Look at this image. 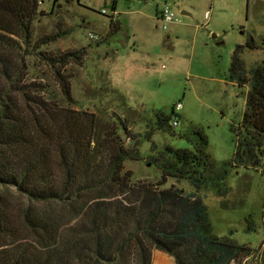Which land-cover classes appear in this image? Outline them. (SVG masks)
I'll use <instances>...</instances> for the list:
<instances>
[{"label": "rangeland", "instance_id": "rangeland-1", "mask_svg": "<svg viewBox=\"0 0 264 264\" xmlns=\"http://www.w3.org/2000/svg\"><path fill=\"white\" fill-rule=\"evenodd\" d=\"M166 5L175 15L169 23L160 18ZM31 31L33 42L61 34L26 58L28 78L49 86V101L95 116L92 147L101 144V153L93 161L103 169L111 164L115 152L105 138L118 126L122 145L136 151L122 162L117 180L87 191L90 198L109 197L107 206L127 214L126 227L143 212L138 187L195 192L207 205L213 233L241 244L231 264H264V153L259 166H231L250 85H240L230 68L237 45L248 41L258 45L241 52L246 69L264 61V0H44ZM39 50L58 58L74 54L66 65L52 66ZM57 68L71 82L73 101L63 94ZM179 101L180 125L162 124ZM170 147L202 156L205 187L163 173L174 159ZM170 210L167 204L163 213ZM82 232L78 227L73 234ZM139 236L151 248V264H176L170 252ZM122 237L128 263L140 264L137 239ZM188 246L167 244L190 259Z\"/></svg>", "mask_w": 264, "mask_h": 264}, {"label": "trees", "instance_id": "trees-1", "mask_svg": "<svg viewBox=\"0 0 264 264\" xmlns=\"http://www.w3.org/2000/svg\"><path fill=\"white\" fill-rule=\"evenodd\" d=\"M43 1L0 0V264H130L125 255L128 240L122 234L137 239L140 264L152 263L151 248L140 234L175 256L176 264H231L242 246L213 233L207 205L195 192L138 187L143 212L126 227L122 222L127 214L107 206L109 197L87 194L117 180L122 162L136 151L122 145L119 126L109 129L105 141L115 153L103 169L94 162L101 153V144L92 147L95 116L60 106L57 99L49 101V86L28 78L26 58L61 36L58 32L33 42L31 22ZM256 45H237L230 65L233 78L250 85L231 166H259L264 153V61L247 70L241 57L245 46L254 50ZM42 52L52 66L66 65L74 54L58 58ZM56 72L64 96L73 101L68 76L58 68ZM178 113L173 107V115L162 124L175 127L171 121ZM120 120L128 130L127 119ZM169 151L174 159L164 163L170 168L164 174L191 179L197 189L206 186L200 179L209 170L200 171L201 155L189 148ZM93 176L97 179L91 180ZM167 204L171 215L163 213ZM78 227L83 231L79 237L73 234ZM180 242L189 245L190 259L167 247Z\"/></svg>", "mask_w": 264, "mask_h": 264}, {"label": "built area", "instance_id": "built-area-1", "mask_svg": "<svg viewBox=\"0 0 264 264\" xmlns=\"http://www.w3.org/2000/svg\"><path fill=\"white\" fill-rule=\"evenodd\" d=\"M174 12L171 10V7L169 5H166L165 8L162 9L161 13H160V18H162L164 20V22L166 23H169V22H172L174 20ZM166 26L164 25V28ZM183 106H182V103L177 102L176 105H175V110L176 112H178V110H182ZM172 125L173 126H178L180 125V122H179V117L178 116H174L172 121H171Z\"/></svg>", "mask_w": 264, "mask_h": 264}]
</instances>
